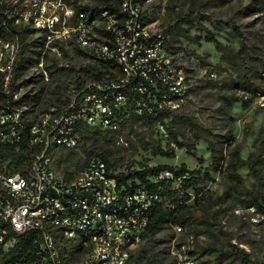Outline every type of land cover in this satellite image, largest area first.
<instances>
[{
  "label": "rangeland",
  "instance_id": "rangeland-1",
  "mask_svg": "<svg viewBox=\"0 0 264 264\" xmlns=\"http://www.w3.org/2000/svg\"><path fill=\"white\" fill-rule=\"evenodd\" d=\"M109 1L112 5L117 2ZM102 2L0 0V15L5 16L10 27L25 31L28 57L22 70L23 78L16 83V90L19 94L41 91L42 96L45 93L33 106L34 114L24 113L25 117L38 118L56 111L55 107L61 109L65 95L75 85L74 80L80 78L83 81L84 70L92 61L88 52L78 48L72 40H62L56 31L33 27L32 18L40 17L46 9L42 17L56 15L60 22L65 21V24L72 26L74 18L64 14L66 9H75L76 5L99 8ZM183 14L191 18L203 15L210 19L196 20L190 28L185 24L180 25V33L187 29V36H200L198 42L183 36L173 37L174 34L170 39L172 46L180 47V52L174 58L193 52V60L197 64L192 66L195 72L186 74L188 88L184 98L174 107L165 108L198 126V131L193 132L181 120H177L172 127L177 140L186 144L190 152L186 147L178 148L171 142L166 119H163V125L159 121L147 122L142 119L129 125L130 118L110 133L113 137L105 145L104 151L111 167L119 173L158 165H183L189 171L196 172L193 176L197 181L193 187L184 188L180 180L175 185V188H179L178 206L188 208L192 216L186 217L183 228L171 224L169 242L164 244L170 264H229L223 257L217 258L219 250L231 252L233 257L237 254L238 262L264 264V207L247 204L248 192L264 194V175L262 183L257 185L248 169L240 167L237 169L241 179L238 188L225 175L229 154L238 148L240 157L246 159L255 150V141L261 148L258 160L264 169V79L256 77L252 91L237 89L230 80L235 78L236 66L241 67L242 64L236 61L232 66L226 62L234 56L242 39L255 46L252 54L255 59L249 63H255L259 57L264 58V0H157L154 4L145 5V23L151 32H162ZM221 19L230 21L238 29L221 24ZM218 28L223 30L219 31ZM54 29H59V24ZM207 32L214 34L218 42L230 49L226 61L220 62L221 53L212 43L203 40ZM168 36L171 37L170 34ZM5 40L18 43L11 32L0 28L1 68L12 53L10 48L1 49V42ZM174 63L181 67L179 60ZM210 80L212 84L208 83ZM55 87L61 97L57 100L47 98L46 91ZM232 96L247 101V106L242 107L240 102L231 101ZM50 102L54 104L53 107L48 105ZM20 110L31 109L23 107ZM207 139L215 142L218 152L223 154L218 171L210 167ZM0 144L6 146V143ZM157 148L172 153V156L155 154ZM17 151L18 148L14 147L9 157L0 158V168L17 171L10 162ZM52 160L62 174L70 176L76 174L88 159L77 145L69 150L54 149ZM184 194L189 197L186 201ZM83 255V252L76 251L64 258L65 263L78 264Z\"/></svg>",
  "mask_w": 264,
  "mask_h": 264
},
{
  "label": "built area",
  "instance_id": "built-area-1",
  "mask_svg": "<svg viewBox=\"0 0 264 264\" xmlns=\"http://www.w3.org/2000/svg\"><path fill=\"white\" fill-rule=\"evenodd\" d=\"M156 1L117 0L111 9L76 14L66 9L64 14L74 18L72 26L56 15L42 17L46 9L32 18L33 27L72 40L92 61L113 64L114 77L86 82L60 112L28 119V144L42 149L31 154L25 173L0 168V264H66L64 258L76 251L84 254L78 264H126L161 200L163 186L175 187L179 181L166 169L146 177L150 186L137 180L134 185L130 180L124 184L119 172L100 157L88 159L68 176L52 160L54 149L78 145L80 124L116 130L131 111L151 114V104L158 109L174 107L186 95V74L167 51L166 37L151 32L145 23L142 10ZM57 24L59 29H54ZM7 48L12 53L0 67L7 71L5 88L18 46L1 42V49ZM120 86L135 95H125ZM7 93L13 99L19 95L16 89ZM6 109H0V142H18L25 118L21 110ZM18 238L29 246L4 260L3 253Z\"/></svg>",
  "mask_w": 264,
  "mask_h": 264
},
{
  "label": "trees",
  "instance_id": "trees-1",
  "mask_svg": "<svg viewBox=\"0 0 264 264\" xmlns=\"http://www.w3.org/2000/svg\"><path fill=\"white\" fill-rule=\"evenodd\" d=\"M101 7H86L76 5L75 9H73V13L76 14L79 11H87V10H98L102 8H112V3L109 0H102ZM142 13L145 15V9L142 10ZM196 20H207L210 19L203 15H197L195 18H191L188 14H183L177 21L172 22L166 28L162 30V34L166 37L167 41L165 47L167 51L171 55H177L180 52V47L172 46L170 43V39L173 37L183 36L189 39L192 42H198L201 38L200 36L189 37L187 36V29L185 32H179L181 27L180 25H188L189 28L192 27L193 22ZM32 21V20H31ZM221 24L231 25L234 30L238 28L232 24L230 21H225L223 19L219 20ZM0 28L2 31L8 30L17 38V52L14 56L12 66L8 72V79L6 80V88L5 85V77L7 71H0V109L7 110V106L13 109L20 110L23 107H30L31 110H25L21 112V116L24 117L23 126L19 131V141L13 143H6L2 146L0 144V158L6 159L11 155V151L14 147L18 148L16 155H12L11 163L14 164V169L18 170L21 173L27 172L30 163H31V154L32 153H39L42 149L40 145H29L27 141V134H28V126L29 122L28 118L24 116L26 114H34L33 106L38 103L41 99V91L37 93L29 92V93H21L17 96V98L13 99L7 90H14L16 89V83L20 81L22 77V70L24 67V63L27 60V49L24 42L25 31L24 30H17L13 27L9 26V22H7L5 16L0 15ZM219 31H222L223 28H218ZM27 32V30H26ZM168 34L171 35L169 38ZM168 36V38H167ZM203 40L206 42H210L214 45L215 49L221 53V60H225V58L231 53L230 49L227 46L222 45L218 42L211 32H207L203 37ZM6 41V40H5ZM255 46L252 44L246 43L244 39L239 41V48L234 52V56L230 59H227L226 62L231 64L232 66L237 63L236 61H240L242 66H236L234 75L235 78L231 79L230 82L234 83L235 88H241L243 90L252 91V84L254 83V79L256 77H260L264 79L262 73H264V58L259 57L255 63H249L255 59V56L252 55ZM193 52H188L184 56H177L174 58V62L179 60L182 69L184 70L185 74L195 72V69L192 66L197 65L193 60ZM248 59L250 61H248ZM220 63H218L219 65ZM248 64V65H247ZM114 65L111 63H103V62H95L91 61V65L88 66L84 70V79L80 81L74 80V87L71 89L68 95H65L62 108H56V111L50 112V114L60 112L70 101V99L75 96L76 94L80 93L81 90L84 89V85L86 82L91 81H100L102 79L109 80L112 79L114 76ZM121 74V70L119 69V75ZM24 81V80H22ZM210 84L211 80L208 82ZM214 86H217L215 83ZM119 90L127 96H134L132 90L127 86L119 87ZM264 93V92H263ZM47 98H52V100H57L61 97L59 90L55 87L51 90L46 91ZM233 102H240L242 107L247 106V101L233 97L231 98ZM48 105L53 107V103L50 102ZM152 112L148 114L146 112H142V114H135L131 111L129 116V125H131L134 121L142 119L147 122L152 121H159L163 125V119H166L168 122V126L166 125V130L169 132L171 136V142L174 143L175 147L182 148L186 147L187 152H190L189 147L186 144L179 142L177 140V135L172 132V127L177 120H181L186 126H188L191 131H198V126L192 123L186 117L181 115H176L170 110L158 109L156 105L151 104ZM36 116H33V119ZM124 123V122H122ZM121 123V124H122ZM120 126V125H119ZM111 132H115V130H100L96 128L89 127L85 124H80L77 128L78 134V147L81 149L82 153L86 156V159H90L92 157H100L103 159L108 166H111L110 161L107 158V155L104 151L105 145L112 139L113 136L110 135ZM207 143V149L209 151V158L211 160L210 167L213 171H218L219 164L223 159L222 152H218L216 148L215 142L212 140H205ZM4 143V142H0ZM254 151L249 153L246 159H242L239 155L238 148H235L234 151L229 154L228 159L226 161L225 167V175L228 181L234 185L235 188H238L241 183L240 176L237 174V169L240 167H246L250 176H252L255 180L257 185L262 183L264 169L261 166L262 164L259 162V151L261 148L257 146V141L254 143ZM69 150V149H67ZM155 154L165 155V156H172V153L166 152L160 148H157ZM170 170L173 171L175 177H178L180 183H183L184 188L193 187L195 182L197 181L194 178V174L196 172L189 171L183 165L176 167V166H167V165H158L155 167H144L142 170H132L127 173H119V180L120 182L126 184V181L130 180L131 183L134 185V180H137L146 186H150L146 177L152 174H155L161 170ZM207 175L205 174V177ZM164 185V184H163ZM179 188L171 187L170 184H165L163 189L160 191L161 200L160 202L153 208L151 211V219L146 228L144 229L140 242L133 249L130 253V257L126 264H170L168 260V252L165 251V245L169 242L168 237L170 236L171 224L177 225V227H184L185 222L187 221V216H192V213L189 212L188 208H182L178 206L180 203V198H178ZM249 196L247 200V204L256 208L264 207V194L256 193L255 191L248 192ZM258 194V195H257ZM185 195V194H184ZM188 196L185 195L184 201L188 200ZM174 205V208H171ZM29 243H23L21 239H17L14 247L10 248L6 253H3L4 260L6 259H13L16 257L17 249L23 247V249H27ZM61 249L65 250L67 247H62L59 249V256L62 253ZM224 258L229 264H247L245 261L238 262L237 254L233 257L231 252L219 250L217 258ZM243 257V256H242ZM245 257H243L244 259ZM237 262V263H236ZM64 264V263H62Z\"/></svg>",
  "mask_w": 264,
  "mask_h": 264
}]
</instances>
